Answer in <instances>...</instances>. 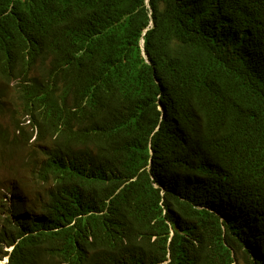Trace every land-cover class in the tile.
I'll list each match as a JSON object with an SVG mask.
<instances>
[{
  "label": "trees",
  "instance_id": "obj_1",
  "mask_svg": "<svg viewBox=\"0 0 264 264\" xmlns=\"http://www.w3.org/2000/svg\"><path fill=\"white\" fill-rule=\"evenodd\" d=\"M0 166L4 264H264V0H0Z\"/></svg>",
  "mask_w": 264,
  "mask_h": 264
},
{
  "label": "rangeland",
  "instance_id": "obj_2",
  "mask_svg": "<svg viewBox=\"0 0 264 264\" xmlns=\"http://www.w3.org/2000/svg\"><path fill=\"white\" fill-rule=\"evenodd\" d=\"M13 165V170H14V175L12 176V181L14 182V185L19 189L23 190L24 185L21 182H18L15 177L21 176V172H27V167L26 163L24 161V153L21 150H16L14 153V161L12 163ZM30 176H27L25 179V183L27 186H34V183L31 182ZM14 187L11 184V180L9 177L5 176L3 168L0 166V201L2 198H9L10 196V191L13 190ZM1 247V245H0ZM10 247H4L2 246V250H9ZM0 255H1V249H0ZM7 260V257H2L0 259V264H4Z\"/></svg>",
  "mask_w": 264,
  "mask_h": 264
},
{
  "label": "water",
  "instance_id": "obj_3",
  "mask_svg": "<svg viewBox=\"0 0 264 264\" xmlns=\"http://www.w3.org/2000/svg\"><path fill=\"white\" fill-rule=\"evenodd\" d=\"M141 45H142V40H141Z\"/></svg>",
  "mask_w": 264,
  "mask_h": 264
},
{
  "label": "clouds",
  "instance_id": "obj_4",
  "mask_svg": "<svg viewBox=\"0 0 264 264\" xmlns=\"http://www.w3.org/2000/svg\"><path fill=\"white\" fill-rule=\"evenodd\" d=\"M7 261V260H6Z\"/></svg>",
  "mask_w": 264,
  "mask_h": 264
}]
</instances>
